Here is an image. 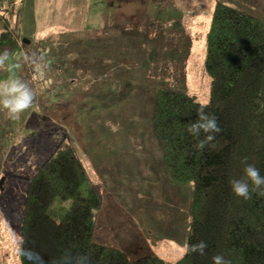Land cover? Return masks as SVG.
<instances>
[{"label": "rangeland", "instance_id": "rangeland-1", "mask_svg": "<svg viewBox=\"0 0 264 264\" xmlns=\"http://www.w3.org/2000/svg\"><path fill=\"white\" fill-rule=\"evenodd\" d=\"M27 1L22 22L19 3L15 12H0V29L3 15L18 36V46L7 51L0 67V81L19 80L35 97L19 119H9L7 110L0 109V264H21L16 245L30 180L64 138L75 140L78 155L99 172L102 202L94 239L133 258L153 255L177 261L186 248L194 190L191 182L172 181L166 170L153 124L157 90L152 91L158 89L155 82L187 89L200 102L210 100L204 60L217 0ZM226 1L264 20V0ZM161 12L166 19L159 24ZM92 17L100 27L88 29ZM179 18L187 21L182 32L194 28L184 38L174 26ZM53 46L66 71L63 84L54 86L48 77L30 75L35 62H56ZM74 61L82 67L89 61L96 83L82 91L72 84L68 73H73L69 68ZM111 79L118 84L107 94ZM96 88L99 96L90 99L91 125L82 131L71 127V116L81 111L77 93L91 94ZM109 94L112 102L104 104ZM117 95L121 103L114 102ZM131 103L137 107L127 110ZM109 115L113 117L104 120ZM68 206L57 201L52 215L59 220Z\"/></svg>", "mask_w": 264, "mask_h": 264}, {"label": "trees", "instance_id": "trees-1", "mask_svg": "<svg viewBox=\"0 0 264 264\" xmlns=\"http://www.w3.org/2000/svg\"><path fill=\"white\" fill-rule=\"evenodd\" d=\"M18 3L23 0H0V12ZM2 18L0 56L18 46V36ZM207 34L204 70L210 77V100L200 102L184 88L161 87L153 115L171 180L193 184L186 247L203 241L205 255L184 252L177 261L153 255L133 258L97 242L96 211L102 196L67 138L30 180L20 245L38 253L45 264L62 256L68 258L66 264H77L84 256L89 261L83 264H212L217 255L230 264H264V196L252 191L251 182L249 199L236 196L231 187V181L245 178L249 164L264 176V20L230 1L217 0ZM53 57L52 64H35H48L47 77L54 86L66 71L58 51L53 50ZM202 107L215 116L221 130L199 149L205 134L197 138L188 129L199 120ZM57 201L69 203L59 220L52 215ZM21 264L29 262L21 258Z\"/></svg>", "mask_w": 264, "mask_h": 264}, {"label": "clouds", "instance_id": "clouds-1", "mask_svg": "<svg viewBox=\"0 0 264 264\" xmlns=\"http://www.w3.org/2000/svg\"><path fill=\"white\" fill-rule=\"evenodd\" d=\"M8 55L7 51H5L4 55L0 56V67L4 66V61L8 59ZM34 99L33 91L19 80L0 81V109L7 110L9 119H19L23 112L32 107ZM198 115L199 120L192 124L188 131L197 138L201 133L205 134V138L200 140L197 144V148L203 149L208 142L215 138L214 134L218 133L221 129L218 126L215 116L206 114L203 107L200 109ZM244 173V179L231 181V187L234 194L238 197L249 199V182H251L252 191L264 196V176H261L259 169L254 165L249 164L244 168ZM206 248L207 244L200 241L196 244L188 245L185 254H199L203 256L205 255ZM16 254L23 260H27L29 264H34L37 259L39 260V264H45L43 258L39 257L38 253L26 249L20 244L16 245ZM67 259L66 256H62L52 261V264H66ZM85 260L89 261V257H78L77 264H83V261ZM212 264H230V261H226L222 256L217 255L212 258Z\"/></svg>", "mask_w": 264, "mask_h": 264}, {"label": "crops", "instance_id": "crops-1", "mask_svg": "<svg viewBox=\"0 0 264 264\" xmlns=\"http://www.w3.org/2000/svg\"><path fill=\"white\" fill-rule=\"evenodd\" d=\"M18 7H20V13H19V16H18V18L20 19V22H22V19H25V12H27V15H28V8H29V1H27V0H23V4L22 5H19ZM16 8H17V6L16 7H14L13 8V10H14V12L16 11ZM24 8V9H23ZM12 10V11H13ZM23 10V13H22V19H21V11ZM26 10V11H25ZM27 15H26V17H27ZM166 15L165 14H162V12L159 14V18L160 19H157V23H159L160 24V22H164V20L166 19V17H165ZM17 18V20H19ZM151 20V19H150ZM173 19H170V21L169 22H171ZM88 22L90 23V26L88 27V29H95V28H98V27H100V26H94L93 25V17H92V21H89L88 20ZM168 22V23H169ZM165 23V22H164ZM185 23H187V21H185ZM183 21H181L180 20V18L177 20V22H176V24L174 25L175 26V28L179 31V33H181V38H184V36L185 35H188V34H191V33H193L194 32V28H190V29H188V30H185V31H183L182 32V30H183V25L185 24ZM20 25V24H19ZM10 27V26H9ZM12 31H14V30H12ZM186 37V36H185ZM53 50H55V46H53ZM80 62L81 61H74V62H72V63H70V70L73 72V70H74V73H73V75H74V77L73 76H71L70 75V78H71V80H70V82H72V84H74L75 83V86H79L80 87V91H82L83 89L82 88H84L85 86H86V88H87V84H89V83H96L95 82V79H94V76H93V72H92V68H91V66H89V61H87V62H85V63H83V65H84V67H82L81 65H80ZM154 63L156 62V61H153ZM160 64L161 65H164L163 64V62H160ZM62 65H64L63 64V62H62ZM149 72V71H148ZM64 74H65V72L63 73V74H61L60 75V78H59V80H58V82H57V84H63V81H65V76H64ZM86 75H89V78H87L86 77ZM149 80H150V77H149ZM117 81L115 80V79H111V81H110V83L108 84V89L106 90V93L108 94V93H110V92H112L113 90H114V88L117 86ZM154 84H155V86H157V88L158 89H154L152 92L154 93L155 92V90H157V92H156V94H155V96L157 95V93H158V90L161 88V86H159L158 84H156L155 82H154ZM73 86V85H72ZM97 86V88H100L99 87V85H96ZM82 87V88H81ZM97 88L93 91V93H91V94H88V93H84V94H81L80 93V91H79V93H77V97H78V99H79V103H80V109H81V111L80 112H78V113H76L75 115H74V117H72L71 116V114H70V116H71V118H72V120H71V127L72 126H77V127H80L81 129H79V131H82V129H86L87 128V126L88 125H91V118L90 117H92V115H93V112L90 110V99L93 97V96H99V91L97 90ZM120 88H122L121 86H120ZM76 92L75 91H73L72 92V95H71V97L75 94ZM110 95L112 96V94H109L108 96H107V98H108V100L105 102L104 101V104H110L111 102H112V100L111 101H109V99H110ZM115 101H117V103H121V100H120V97L117 95V96H115V98H114V102ZM133 103V102H132ZM132 103L130 104V105H128L127 107L125 106V108H127V110H131V109H134V108H136L137 107V105H132ZM136 104H138V103H136ZM154 107H155V105H154ZM108 109H110L111 111H112V113L113 114H116V112L117 111H115V109L114 108H108ZM155 110V109H154ZM127 113V111L125 112V114ZM88 115H90V117L88 116ZM98 116V115H97ZM113 116L112 115H109V116H107L104 120H106V119H108V118H112ZM81 125H83V127H81ZM77 128H75V135L77 134ZM74 135V134H73ZM72 141V143H73V145L75 144V140H71ZM75 146V145H74ZM81 159H82V161H83V163H84V165L86 166V168H87V170H88V173H89V175H90V178H91V180H92V182H93V184L97 187V185H96V182L99 180V181H101V179H100V177H99V175H98V170H95V167L90 163V162H88V161H86V159H84L83 157H81ZM90 167H92V168H90ZM97 180H96V179ZM97 189H99L98 187H97ZM99 191V190H98ZM100 208V207H99ZM99 208H98V210H99ZM100 217V216H99ZM96 218L98 219V211H96ZM101 218V217H100ZM97 241V240H96ZM99 242V241H98ZM109 245V244H108Z\"/></svg>", "mask_w": 264, "mask_h": 264}, {"label": "built area", "instance_id": "built-area-1", "mask_svg": "<svg viewBox=\"0 0 264 264\" xmlns=\"http://www.w3.org/2000/svg\"><path fill=\"white\" fill-rule=\"evenodd\" d=\"M33 66H35V67H33ZM32 67L34 68V70H33V72H31L33 75H38V76H40V77H42V79H40V80H43L44 78H47V73H48V70H49V66H48V64L47 63H40V64H34ZM40 67H42L43 68V71H41L40 70ZM40 72V74H39V72ZM45 75H46V77H45Z\"/></svg>", "mask_w": 264, "mask_h": 264}]
</instances>
